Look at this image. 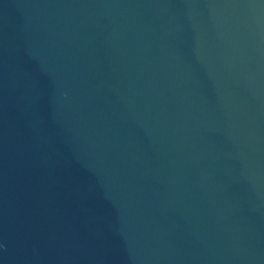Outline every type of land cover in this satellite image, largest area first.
I'll return each mask as SVG.
<instances>
[{"label":"water","instance_id":"obj_1","mask_svg":"<svg viewBox=\"0 0 264 264\" xmlns=\"http://www.w3.org/2000/svg\"><path fill=\"white\" fill-rule=\"evenodd\" d=\"M0 264H264V0H0Z\"/></svg>","mask_w":264,"mask_h":264}]
</instances>
